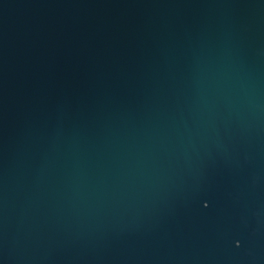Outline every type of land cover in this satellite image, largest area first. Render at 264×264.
<instances>
[{"label": "water", "instance_id": "1", "mask_svg": "<svg viewBox=\"0 0 264 264\" xmlns=\"http://www.w3.org/2000/svg\"><path fill=\"white\" fill-rule=\"evenodd\" d=\"M0 264H264V0H0Z\"/></svg>", "mask_w": 264, "mask_h": 264}]
</instances>
